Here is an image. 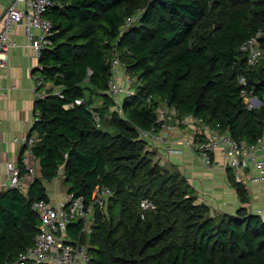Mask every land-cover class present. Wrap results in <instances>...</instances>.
Returning <instances> with one entry per match:
<instances>
[{
	"label": "trees",
	"instance_id": "obj_1",
	"mask_svg": "<svg viewBox=\"0 0 264 264\" xmlns=\"http://www.w3.org/2000/svg\"><path fill=\"white\" fill-rule=\"evenodd\" d=\"M45 15L53 32L36 70L51 87L35 105L39 169L27 191L0 192V264H13L33 242L40 218L31 204L49 199L44 183L61 170L67 192L87 201L103 186L112 191L107 212L95 206L93 232L68 227L87 243V264H264V215L245 206L248 186L227 168L241 201L235 212L198 202L181 171L155 158L139 132L158 125L165 103L234 138L261 134L264 0H53ZM252 35L263 56L250 67L240 45ZM115 55L135 81L122 111L108 92ZM242 73L258 106L244 102ZM144 197L155 207L141 208Z\"/></svg>",
	"mask_w": 264,
	"mask_h": 264
},
{
	"label": "built area",
	"instance_id": "obj_2",
	"mask_svg": "<svg viewBox=\"0 0 264 264\" xmlns=\"http://www.w3.org/2000/svg\"><path fill=\"white\" fill-rule=\"evenodd\" d=\"M52 5L53 0H9L3 11L0 28V69L8 64L10 46L17 44L12 36L17 24L23 25L29 46L34 54L40 57L43 49L51 42L53 24L45 12ZM132 18L127 17L123 26H128ZM240 49L246 54V62L250 67L263 56V48L257 35L245 39ZM38 67H41L40 63ZM120 68L119 58L115 55L112 74L108 80V92L116 100L113 108L122 111V98L131 94L134 87L131 89L119 80ZM239 81L244 85L241 94L247 107L258 106L257 102L261 99L245 87L247 84L245 73L239 76ZM47 83L49 82H43L40 74H37V99L45 98L50 93L51 84ZM54 92L60 94L55 87ZM82 101V98H76L74 103L80 104ZM72 104L68 103L66 106ZM38 119L40 117L36 112L31 127ZM93 119L96 123L100 122V116L95 112ZM156 122L158 125L150 129L139 127L140 136L147 141L149 148L164 150L166 154L179 151L174 146V131L176 124L182 125L184 129L192 130V140L188 145L197 153L204 165L210 167L218 164L226 169L230 168L239 182H264V127L254 141L234 138L227 130L208 124L202 116L193 113L180 115L175 106L165 103L157 109ZM38 139L37 131L32 128L26 133L14 136L15 142L20 146L19 158L18 161L8 159L4 161L5 185L27 191L30 182L37 175L32 147ZM111 193L110 188L103 186L88 201L84 194L67 191L55 202L45 198L34 199L31 207L40 218L38 230L33 242L19 253L13 264H87L91 259L87 243L80 240V235L66 240L63 234L73 222L79 223L81 234L88 235L93 232L96 220L95 206L101 209V205L107 203ZM140 207L153 208L155 203L144 197L140 200ZM258 212H261V209Z\"/></svg>",
	"mask_w": 264,
	"mask_h": 264
},
{
	"label": "crops",
	"instance_id": "obj_3",
	"mask_svg": "<svg viewBox=\"0 0 264 264\" xmlns=\"http://www.w3.org/2000/svg\"><path fill=\"white\" fill-rule=\"evenodd\" d=\"M9 0H0V28L5 6ZM12 36L17 44L8 50V64L0 69V192L7 189L5 160L18 161L20 146L14 136L26 133L32 127V120L36 113V76L38 71V57L28 44V38L22 24L14 27ZM50 85L49 83H47ZM174 131V146L179 151L166 154L164 150L157 151V158L165 166L174 165L184 175L197 193V201L205 202L213 209L234 212L241 204L235 187L228 179L227 169L222 165L207 167L197 153L188 145L193 132L176 124ZM37 169L39 161L36 159ZM61 180L53 178L45 181L49 200L55 202L67 191V186L60 191ZM57 179V178H56ZM57 184V188H56ZM258 187L255 188V185ZM250 195L254 201L264 205V182L249 183ZM64 192V193H63ZM72 228V227H71ZM68 240L73 238L70 229L63 234Z\"/></svg>",
	"mask_w": 264,
	"mask_h": 264
},
{
	"label": "rangeland",
	"instance_id": "obj_4",
	"mask_svg": "<svg viewBox=\"0 0 264 264\" xmlns=\"http://www.w3.org/2000/svg\"><path fill=\"white\" fill-rule=\"evenodd\" d=\"M119 80L127 85L129 88L133 89V87L135 86V81H134V78L131 77V75L123 68V66H121L120 68V74H119ZM57 87H55L56 89ZM95 99L96 101H94V103H100V101H102V97L100 95H95ZM174 119V118H173ZM182 127V125H180ZM151 149V148H150ZM153 150V149H152ZM157 151L160 149H156ZM157 151L155 153V158H157ZM57 178V179H56ZM55 180H61L60 177H56ZM248 188H249V200L248 202L245 203V206L251 210V211H256L258 212L259 209H261V214L264 215V205H260V202H257V201H254L253 198L251 197L250 195V187H249V183H245ZM67 186V184L65 182H60V191H63V188ZM9 187V186H7ZM234 187V186H233ZM258 187V184L255 185V188ZM56 188H57V184H56ZM64 193V192H63ZM64 195V194H63ZM238 199H239V202L241 203L240 201V198L239 196L237 195ZM108 203H104L101 205V209L106 211L107 212V207ZM235 212V211H234Z\"/></svg>",
	"mask_w": 264,
	"mask_h": 264
},
{
	"label": "water",
	"instance_id": "obj_5",
	"mask_svg": "<svg viewBox=\"0 0 264 264\" xmlns=\"http://www.w3.org/2000/svg\"><path fill=\"white\" fill-rule=\"evenodd\" d=\"M261 83L264 85V80H261ZM262 100H258L257 104L259 105V103H261Z\"/></svg>",
	"mask_w": 264,
	"mask_h": 264
},
{
	"label": "clouds",
	"instance_id": "obj_6",
	"mask_svg": "<svg viewBox=\"0 0 264 264\" xmlns=\"http://www.w3.org/2000/svg\"><path fill=\"white\" fill-rule=\"evenodd\" d=\"M60 174H61V173H60ZM62 174H63V173H62ZM62 174H61V175H62ZM63 177H64V176H63Z\"/></svg>",
	"mask_w": 264,
	"mask_h": 264
}]
</instances>
